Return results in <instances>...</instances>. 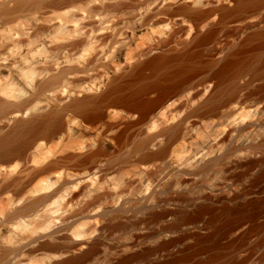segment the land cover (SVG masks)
<instances>
[{"label":"clouds","instance_id":"1","mask_svg":"<svg viewBox=\"0 0 264 264\" xmlns=\"http://www.w3.org/2000/svg\"><path fill=\"white\" fill-rule=\"evenodd\" d=\"M0 264H264V0H0Z\"/></svg>","mask_w":264,"mask_h":264}]
</instances>
